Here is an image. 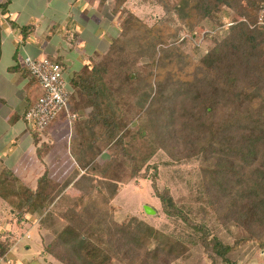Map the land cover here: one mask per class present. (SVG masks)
I'll list each match as a JSON object with an SVG mask.
<instances>
[{"label": "trees", "instance_id": "1", "mask_svg": "<svg viewBox=\"0 0 264 264\" xmlns=\"http://www.w3.org/2000/svg\"><path fill=\"white\" fill-rule=\"evenodd\" d=\"M155 1L189 32L224 8L253 24L258 7L264 2ZM124 2L114 0L113 12L120 11ZM247 21L236 20L228 25L226 34L193 60L180 51L176 42L168 41L177 39L176 31L157 25L148 27L126 11L111 48L120 57L124 49H130L149 58L152 70L147 75L154 84L142 86L135 100L116 112L115 119L102 116V126L108 128V166L121 161L130 168L127 177L119 181L134 177L159 149L174 160L199 158V188L195 196L201 201L198 208L181 209L167 189L160 191L154 183L153 188L163 212L200 233L199 241L204 247L210 240L206 239L205 224L194 221L198 212L203 218L211 215L225 225L236 226L241 235L232 244L217 237L212 239V249L222 264H230L227 254L248 242L264 249V31L260 26L251 27ZM126 69L127 79H137L129 65ZM83 73L85 76L80 75L74 84L89 83L86 91L95 96L96 106L114 113L115 94L121 89H113L108 69L94 63L90 70L84 66ZM32 132L37 143L42 132ZM87 181L90 190L70 199L72 203L64 213L57 212L64 222L47 252L60 263L172 264L185 257L196 242L191 235L180 237L162 231L134 215L116 221L112 197L93 178ZM48 183L44 172L31 190L8 168H2L0 197L22 215L44 214L54 201L65 199L62 191L67 185L49 192ZM116 191L113 190L115 194ZM7 249V243L0 240V259Z\"/></svg>", "mask_w": 264, "mask_h": 264}, {"label": "rangeland", "instance_id": "2", "mask_svg": "<svg viewBox=\"0 0 264 264\" xmlns=\"http://www.w3.org/2000/svg\"><path fill=\"white\" fill-rule=\"evenodd\" d=\"M92 1L93 3L91 0H80L77 5L79 7L73 10L77 13L76 10L83 9L87 16L92 14L96 21H102L98 24L103 27L98 33H94V36L104 40L101 48L94 47L96 37L92 36V31H84L82 35L85 38L83 46L88 53L86 58L90 59V69L94 63L108 69L109 79L113 82V89H125L123 95L120 92L115 94V96L120 94L118 98H121L120 101L123 100L122 103L127 99L132 101L145 84H154V79L147 75L148 71L152 70L149 58L140 56L137 50L134 53L130 49H124L123 55L120 57L116 53L114 54L116 50L111 48L112 40L120 34L119 23L126 11L131 12L148 27L157 25L163 29L166 27L170 28L171 31H176L178 33L177 39L169 38L168 41L171 44L176 42L180 51L193 60L199 59L214 45V40H219L226 34L229 23L242 19V17H234L232 11L224 8L222 11L214 13L212 19L203 20L193 31L189 32L185 29L186 27L179 25L172 13L165 12L155 0H125L123 8L118 12H113L114 0ZM94 23L96 22L94 21ZM62 27L65 28V25ZM62 27L61 31L69 49L74 50L76 47H83L75 43L79 39L78 33L67 27L63 30ZM90 45L95 50H91ZM112 51L113 53H111ZM127 65L130 66L132 76H137V79L126 78ZM86 84L90 86L89 83ZM120 104L115 105L113 115H117V111L125 108L126 105L121 106ZM109 113L112 115L111 112ZM129 172V166L118 161L114 169L110 171V176L120 180L127 177ZM135 176L139 179V183H131L117 199L116 207L114 205L112 209L114 219H121L118 221L121 222L134 215L162 231L173 232L180 237L191 235L196 242L190 246L185 257L174 261L172 264H222L221 258L212 249V239L217 237L226 244H232L241 235L236 226L225 225L211 215L203 218L198 212L194 221L205 224L206 239L210 240L208 247H204L199 241L200 233L187 227L179 218L168 217L163 212L160 199L155 195L153 188L154 183L160 191L167 189L181 209L198 208L201 206V201L197 200L195 196L199 188V158L174 160L166 151L159 149L152 156L151 163L147 161L135 173ZM87 183L89 184L88 181ZM98 185H101L103 192L108 197H112L111 200L114 198L113 190L117 189L115 186L117 184L109 180L108 182L101 181ZM64 196L65 199L55 201L44 214H42L43 212H34L31 215L28 213L20 214L8 201L0 197L2 199H0V240L5 241L8 245L7 252L0 259V264H62L47 252V246L52 242L55 232L64 222L57 212L64 213L67 205L72 203L71 197ZM145 205L150 206L151 214L145 210ZM227 257L231 262L230 264H264V249L261 250L255 243L248 242L238 249L230 251Z\"/></svg>", "mask_w": 264, "mask_h": 264}, {"label": "crops", "instance_id": "3", "mask_svg": "<svg viewBox=\"0 0 264 264\" xmlns=\"http://www.w3.org/2000/svg\"><path fill=\"white\" fill-rule=\"evenodd\" d=\"M79 1L0 0V170L8 168L31 190L36 188L38 178L46 172L49 181L46 189L53 192L67 183L62 194L71 198L90 190L87 178H93L97 183L110 180L117 184L116 194L111 200L116 207L124 189L131 183H139V179L134 176L122 182L111 178L110 171L114 166H108L111 159L106 140L108 128H103L102 116L115 119L116 115L109 108L101 110L96 106L95 96L86 91L89 87L86 82L74 84L80 75L85 76L84 66L90 70V59L86 58L88 53L83 46L84 31L90 30L94 36L103 27L98 24L102 21H96L92 14L87 16L85 10L73 11L79 7ZM62 25L79 34L75 43L83 47L68 48L61 31ZM94 37V47L101 48L104 40L96 35ZM94 47L90 49L95 50ZM24 54L59 61L69 91L67 107L59 111L47 128L39 133L37 143L34 130L23 117L37 101L41 90L21 65ZM124 90L118 92L123 95ZM120 94L113 101L114 107L120 103L125 106L130 101L127 99L122 103L123 100L118 98ZM151 160L152 157L148 162L151 163ZM144 207L151 214L150 206Z\"/></svg>", "mask_w": 264, "mask_h": 264}, {"label": "built area", "instance_id": "4", "mask_svg": "<svg viewBox=\"0 0 264 264\" xmlns=\"http://www.w3.org/2000/svg\"><path fill=\"white\" fill-rule=\"evenodd\" d=\"M241 20L247 21L245 18ZM249 24L251 27L260 26L264 31V2L258 7L255 22ZM21 65L36 79L41 90L37 101L26 110L23 118L30 128L43 132L52 118L67 107L69 91L63 77V66L53 58H36L28 54L21 57Z\"/></svg>", "mask_w": 264, "mask_h": 264}, {"label": "water", "instance_id": "5", "mask_svg": "<svg viewBox=\"0 0 264 264\" xmlns=\"http://www.w3.org/2000/svg\"><path fill=\"white\" fill-rule=\"evenodd\" d=\"M145 209H146V211H148V212L150 211L147 207H145Z\"/></svg>", "mask_w": 264, "mask_h": 264}]
</instances>
